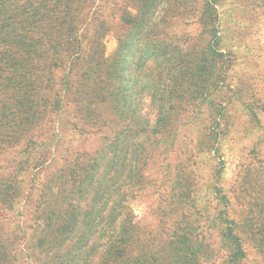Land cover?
I'll list each match as a JSON object with an SVG mask.
<instances>
[{
  "label": "trees",
  "instance_id": "16d2710c",
  "mask_svg": "<svg viewBox=\"0 0 264 264\" xmlns=\"http://www.w3.org/2000/svg\"><path fill=\"white\" fill-rule=\"evenodd\" d=\"M84 12L81 0H0V158L17 153L0 165V264H19L24 253L29 264H206L192 229L173 232L159 250L145 245L130 200L144 184L141 156L148 161L149 147L207 100L216 83L218 36L206 48L213 59H189L183 36L166 43L154 28L146 30L142 15L126 12L123 22L139 38L129 44L118 35L119 46L107 57L106 23L91 29ZM62 112L82 127L103 125L106 136L79 164L55 159L72 170V186L63 190L53 173L37 188L34 227L21 240L5 230L1 216L29 197L26 177L34 181L29 171L46 165L44 137ZM222 237L230 252L223 264H241L244 246L233 227L224 226Z\"/></svg>",
  "mask_w": 264,
  "mask_h": 264
},
{
  "label": "rangeland",
  "instance_id": "374dc122",
  "mask_svg": "<svg viewBox=\"0 0 264 264\" xmlns=\"http://www.w3.org/2000/svg\"><path fill=\"white\" fill-rule=\"evenodd\" d=\"M81 2L85 8L81 18L91 17V29L102 21L106 23L107 57L117 50L118 35L129 44L139 38L123 22L126 12L142 15L149 26L146 30L154 28L166 43L173 41V35L183 36L189 59L201 54L213 59L206 48L212 37L218 36L217 74L212 77L216 83L201 111L189 109L188 121L176 124L166 140L149 147L148 161L139 154L144 184L134 189L131 215L139 223L141 236L149 240L145 245L152 243L157 250L173 232L194 230L204 244L206 264H223L229 259L222 229L233 227L244 246L241 264H264V0ZM123 54H129L127 48ZM146 111L154 122L149 98ZM59 116L49 125L40 151L46 165L29 171L34 181L26 177L24 191L29 197L1 216L5 230L18 234L21 240L24 232L30 234L34 227L32 203L37 188L53 173L61 180L63 190L72 186L73 180L67 182L72 170L66 171L55 159L64 156L79 164L86 152L93 153L101 146L106 136L103 125L86 128L63 112ZM16 154L3 155L0 165ZM57 166L62 167L60 172H55ZM75 168L79 182L81 173L79 167ZM77 189L79 195L81 190ZM25 256L19 264H29Z\"/></svg>",
  "mask_w": 264,
  "mask_h": 264
}]
</instances>
